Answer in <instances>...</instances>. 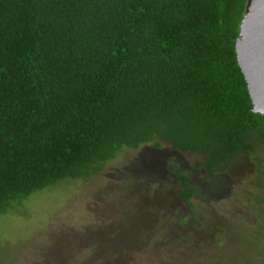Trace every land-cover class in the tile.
Here are the masks:
<instances>
[{
  "label": "trees",
  "instance_id": "1",
  "mask_svg": "<svg viewBox=\"0 0 264 264\" xmlns=\"http://www.w3.org/2000/svg\"><path fill=\"white\" fill-rule=\"evenodd\" d=\"M248 2L0 0V218L163 141L209 176L252 157L264 189V115L236 51Z\"/></svg>",
  "mask_w": 264,
  "mask_h": 264
},
{
  "label": "rangeland",
  "instance_id": "2",
  "mask_svg": "<svg viewBox=\"0 0 264 264\" xmlns=\"http://www.w3.org/2000/svg\"><path fill=\"white\" fill-rule=\"evenodd\" d=\"M204 158L167 141L128 148L91 179L33 194L0 218V264H264L256 162L209 176L195 166ZM179 175L198 191L194 209Z\"/></svg>",
  "mask_w": 264,
  "mask_h": 264
},
{
  "label": "water",
  "instance_id": "3",
  "mask_svg": "<svg viewBox=\"0 0 264 264\" xmlns=\"http://www.w3.org/2000/svg\"><path fill=\"white\" fill-rule=\"evenodd\" d=\"M236 51L255 113L264 115V0H249Z\"/></svg>",
  "mask_w": 264,
  "mask_h": 264
}]
</instances>
